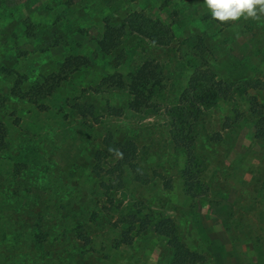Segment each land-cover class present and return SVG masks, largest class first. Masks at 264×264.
Returning a JSON list of instances; mask_svg holds the SVG:
<instances>
[{
  "label": "rangeland",
  "instance_id": "obj_1",
  "mask_svg": "<svg viewBox=\"0 0 264 264\" xmlns=\"http://www.w3.org/2000/svg\"><path fill=\"white\" fill-rule=\"evenodd\" d=\"M249 78L264 82V17L220 23L203 0H0V264H175L182 244L193 264H264V144L247 112L264 88ZM148 79L156 90L127 89ZM213 91L225 99L198 104ZM108 135L134 142L145 173L125 164L112 203Z\"/></svg>",
  "mask_w": 264,
  "mask_h": 264
},
{
  "label": "trees",
  "instance_id": "obj_2",
  "mask_svg": "<svg viewBox=\"0 0 264 264\" xmlns=\"http://www.w3.org/2000/svg\"><path fill=\"white\" fill-rule=\"evenodd\" d=\"M109 28L106 30V34L107 32L110 31ZM167 29V28H165ZM168 30V29H167ZM169 31V30H168ZM205 35V34H204ZM153 36L151 39L152 40H157V37ZM102 38L104 41H102L100 44L102 46L101 47V51H103V53H107L109 54L111 49L109 47L108 44L112 43L113 39H111V37L109 38V40H107V36L103 33ZM174 42V36L171 32H169V34L167 36H165V43L167 44L166 47H169L170 45H172V43ZM106 44V46H104ZM173 47H169L168 49H172ZM153 58V59H151ZM147 60H155V57L153 56H148L146 57ZM248 86H251L254 89H258V90H263L264 88V82H261L260 79H252L249 78L247 81ZM38 84V83H37ZM41 84V83H40ZM40 84H38L37 86H34V93L33 94H29L30 99H32V102H35L36 100H40V96L45 95V93L47 92V90H45V86H41ZM158 83H155L153 79H148V80H128V85H127V89L133 93L136 97H139L140 95H142L141 93H143V91L146 88H151L152 90H156V86ZM257 84V85H256ZM14 91H19L14 90ZM45 91V92H44ZM142 91V92H141ZM140 92V93H139ZM18 93V92H16ZM146 97H149L147 94H145ZM211 96V97H210ZM210 97V98H209ZM198 104H209V99L211 101L214 102H219L221 100L225 99V95H223L222 93L218 92V91H213L210 94H207L205 96H201L198 98ZM184 100H180V105L176 106L177 108H174L175 110H178L176 112L180 113L182 115V119L184 118V120H186L183 125H188L189 127V132L192 134H196L198 132L197 130V115L194 112V110L196 109L193 105L195 103H188L185 104L183 102ZM249 102V109H248V117L249 119H251L252 124L254 126V136L257 140H260L263 144H264V114H263V106L264 103H260L257 101V98L255 96H251L250 98H248L247 100ZM85 103H89V101H85ZM82 108L84 107V105L81 106ZM198 107V106H197ZM194 110H192V109ZM199 109V107L197 108ZM84 111V110H83ZM81 110V108L76 109V113L81 116V117H85L86 116V112H83ZM185 135L183 136H186ZM190 137V135H189ZM174 138H177V134L174 135ZM191 138V137H190ZM223 140V139H221ZM104 151L101 152V154L105 155L106 157H111L113 158L115 161L114 163L109 166V168L106 170L110 175H114L109 177L106 181L101 182V187L104 190V195L106 196V198L108 199V201L110 203L113 202V192L116 191L120 185H121V177L119 174H121L123 172V167L125 166V164H129V166L132 168V173L134 174V176L136 175V179L137 180H142L145 173H143L141 171V169L138 168L136 163H132V159L135 158V147H134V142L132 140L129 139H125L124 142H118L114 139L111 138L110 135H108L104 140ZM132 148V149H131ZM230 149V146L226 147V151H225V156L228 155V151ZM130 153L131 155L129 156ZM195 160V158H194ZM118 170V171H117ZM116 172V174H115ZM188 174L189 177V172H184ZM186 175V174H184ZM189 181V180H188ZM184 184L185 186H187V184L189 185V182H187V179L184 180ZM168 237H170L171 239V243L174 242H183V240H180L179 237L175 234L174 236H172V234H168V232L166 234H164ZM179 251L173 248V260L174 263L176 264H193L194 263V259H190L191 256L193 255L191 250H189L187 248V246H185V244H182L179 246ZM172 260V261H173Z\"/></svg>",
  "mask_w": 264,
  "mask_h": 264
},
{
  "label": "clouds",
  "instance_id": "obj_3",
  "mask_svg": "<svg viewBox=\"0 0 264 264\" xmlns=\"http://www.w3.org/2000/svg\"><path fill=\"white\" fill-rule=\"evenodd\" d=\"M203 4L220 23L241 19L260 21L264 17V0H203Z\"/></svg>",
  "mask_w": 264,
  "mask_h": 264
},
{
  "label": "crops",
  "instance_id": "obj_4",
  "mask_svg": "<svg viewBox=\"0 0 264 264\" xmlns=\"http://www.w3.org/2000/svg\"><path fill=\"white\" fill-rule=\"evenodd\" d=\"M225 252H226L225 259H228V255H227L228 250H225ZM230 259H231V257H230ZM223 262H224V264L226 263L225 261H223ZM238 263L241 264L239 261H238Z\"/></svg>",
  "mask_w": 264,
  "mask_h": 264
}]
</instances>
